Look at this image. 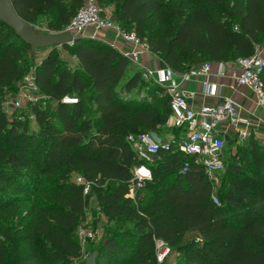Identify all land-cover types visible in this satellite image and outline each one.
Masks as SVG:
<instances>
[{"label":"trees","instance_id":"1","mask_svg":"<svg viewBox=\"0 0 264 264\" xmlns=\"http://www.w3.org/2000/svg\"><path fill=\"white\" fill-rule=\"evenodd\" d=\"M11 2L32 25L41 14H53L47 27L57 32L83 0ZM105 2L113 3V21L134 29L176 71L253 54L264 37V0H98ZM56 47H34L0 20V264H84L77 226L85 196L73 173L91 182L90 192L109 220L133 222L132 228L111 229L99 238L89 251L97 250L96 264H171L157 260L155 238L175 249V264H264L261 144L252 136L244 143L235 140L240 146L226 164L225 183L215 189L212 177L178 148L183 133L171 123L168 93L155 99L142 95V70L129 73L128 57L109 43L81 36L62 46L78 61L68 68L60 65ZM34 48L47 49L40 62ZM31 64L51 103L31 104L35 126L9 118L1 107ZM261 79L264 84V67ZM64 95L78 102L64 103ZM167 123L171 132L164 137ZM144 132L173 136L174 142L150 163L152 178L135 190L134 199L126 194L142 160L127 136ZM241 152L246 161L239 163ZM184 161L190 162L186 172ZM141 189L147 192L140 196ZM38 191L42 198L31 200L24 226L2 222L17 202ZM189 232L198 236L185 240Z\"/></svg>","mask_w":264,"mask_h":264},{"label":"built area","instance_id":"2","mask_svg":"<svg viewBox=\"0 0 264 264\" xmlns=\"http://www.w3.org/2000/svg\"><path fill=\"white\" fill-rule=\"evenodd\" d=\"M111 13L112 10L101 6L98 0H83L80 8L63 30L70 31L76 37L87 26L112 28L136 47L149 49L148 44L138 36L134 29L125 30L113 21ZM137 53V50H133L130 54L124 55L131 59ZM212 64V61H205L184 71H176L173 67L165 64L155 69L145 68L141 73L144 79L154 81L168 93L171 123L173 126L180 128L183 133L178 141V148L185 154L190 155L193 158L192 160L198 163L209 177H213L225 168L224 150L230 139H236L238 142L244 143L252 136L264 149V138H256L252 130L244 125L240 109L231 96L225 95L220 101L203 103L197 108L189 104L188 92L181 86L182 80L191 76L209 74ZM227 65L236 69L235 79L237 84L248 86L254 93L255 103L264 107V84L261 79L264 56L260 51L228 61H218L217 73L220 75L226 74L225 67ZM21 88L26 102L32 104L38 101L39 97L45 95L37 83L35 72L24 76ZM210 91L214 92L213 88ZM61 101L68 104L76 103L78 97L64 95ZM14 104L20 105V100L16 99ZM222 125L224 130L220 131L218 128ZM226 136L228 139H226ZM171 138L173 136L161 138L151 132L130 133L127 136L131 147L136 151L142 162L133 169L129 180V192L126 196L132 197L137 188L142 187L147 180L152 178L150 163L158 156L161 149L169 150L172 147L174 138ZM189 166L190 162L184 161L181 171L186 172ZM75 174L73 181L83 186V194L86 196L90 193L92 184L82 175ZM212 198L216 203L220 202L215 195H212ZM99 210L103 214L100 207ZM96 232L89 221L81 222L77 226V236L79 238H93ZM155 246L157 260H164L170 250L169 245L164 240L155 238Z\"/></svg>","mask_w":264,"mask_h":264},{"label":"rangeland","instance_id":"3","mask_svg":"<svg viewBox=\"0 0 264 264\" xmlns=\"http://www.w3.org/2000/svg\"><path fill=\"white\" fill-rule=\"evenodd\" d=\"M101 6H104L106 8H109L110 10H113V3L111 2H105ZM53 17H54L53 14L43 13L40 15L38 21L33 25L38 31L47 32V33L53 32V30L47 27L48 20L52 19ZM99 32H104V30L100 29ZM99 32L97 33L96 27H94L93 30L90 31V35H92L96 39H99V40H102L108 43L107 41L104 40L103 37L101 38L97 37L100 35ZM262 49L264 50V37L263 39H261V42L257 44L255 51H262ZM56 50L58 53V61L59 63H61L60 64L61 66L73 68L76 65V62H77L76 58L70 52H68L67 50H64L62 46H57ZM33 54H34V60L36 62H40L42 56L47 54V49L46 48H34ZM36 66H37L36 64L29 65L25 75L35 72ZM136 69H140V68H137L136 66L131 65V69H129V73H131L132 71ZM24 76L17 82L15 89L5 94V97L2 100L1 107H2V110L6 113V115L9 118L15 117L22 121H25L28 126H35L36 122L34 120V114L31 111L32 103L26 102L25 97L22 93L21 86L24 81ZM139 90L142 95L147 96L148 98L150 96H154V99L159 98L161 94H164L165 92V90L161 86L156 84L154 81L147 80V79H145V83L139 87ZM72 97H75V96L73 95ZM16 99L20 100V105L14 104V101ZM47 100H48L47 96L42 95L41 97H39L38 101H36L35 103H37L38 105L47 106L48 104H51ZM51 118L55 119L53 115H51ZM162 132L166 134V135L163 134V136L165 135L164 137L170 134L171 128L168 125V123L163 127ZM235 140L236 139L228 143L225 147L224 156L226 157V164L229 163V161H231L232 154L235 153L238 150V147L240 146L238 145V143H236ZM243 155L244 153L242 152L238 154L237 159H236L237 162L242 163L246 161V157H243ZM226 168H227V165L225 166L224 169H222L221 171H219L212 177L215 189H217L221 184L225 183V181H223L222 179L226 172ZM263 170H264V167H263ZM75 175H76L75 173L72 175L71 177L72 180L74 179ZM109 186L110 185L107 183L103 187L102 193H104L105 189L108 188ZM146 192L147 191L144 189L138 190V193L140 196L142 194H145ZM37 197H39V200H36ZM135 197H136V191L134 192V195L132 196V198L135 199ZM41 198H42L41 191H38L35 194H32L30 196V200H21L17 202L12 208V211H10L9 213L7 212V215H4L1 217L2 222L6 224H13L18 227L24 226L29 218L27 215L28 214L27 211L29 210L31 200L40 202ZM134 203H136V201H134ZM101 205L102 204L100 202L99 197L93 191L85 196L84 214L80 220V223L81 222L85 223L86 221H89L90 224L96 229L97 232H96L95 237L93 238H79L77 236V240L83 251V259H85V257L89 254V251L91 250V248L97 243L99 238L104 233L110 231L111 229L120 230L123 227L132 228L133 226V222L129 219H125L124 217L117 218V221H115V219L109 220L105 215L100 213L99 207L101 209ZM13 212H14V215H12ZM11 220L13 221L11 222ZM16 221H17V224L15 223ZM197 236H198L197 233L189 232L185 234L184 239L186 240L188 238H193ZM26 243L27 242L24 241L23 244L25 245ZM178 259L179 257L177 256L175 249L170 248L168 254L165 257V260L168 263L175 264L178 261Z\"/></svg>","mask_w":264,"mask_h":264},{"label":"crops","instance_id":"4","mask_svg":"<svg viewBox=\"0 0 264 264\" xmlns=\"http://www.w3.org/2000/svg\"><path fill=\"white\" fill-rule=\"evenodd\" d=\"M95 26H87L76 37H92L90 31ZM100 29L104 32H99ZM99 38L103 37L105 41L116 47L123 54H130L133 50L138 53L130 60L132 64L140 69L151 68L155 69L165 65V62L149 49H141L136 47L132 42L125 40L116 30L112 28H97ZM264 56V50L260 51ZM127 57V56H126ZM77 61V59H76ZM78 61L76 62V64ZM211 72L207 75L191 76L182 80L181 86L188 92V101L192 107H199L203 103L217 102L225 96H231L236 105L240 109L241 116L244 119V125L252 130L254 136L258 139L264 138V107L255 103L254 93L248 87L239 85L236 82V69L231 66L225 67L226 74L220 75L217 73L218 61H212ZM230 64V63H226ZM213 88L214 92L210 90ZM224 126H220V131L224 130ZM227 137V136H226Z\"/></svg>","mask_w":264,"mask_h":264},{"label":"water","instance_id":"5","mask_svg":"<svg viewBox=\"0 0 264 264\" xmlns=\"http://www.w3.org/2000/svg\"><path fill=\"white\" fill-rule=\"evenodd\" d=\"M0 20L11 27L21 40L34 47L63 46L76 38L68 30L48 33L38 31L17 13L11 0H0ZM96 255L97 250L94 249L85 257L84 264H96Z\"/></svg>","mask_w":264,"mask_h":264}]
</instances>
